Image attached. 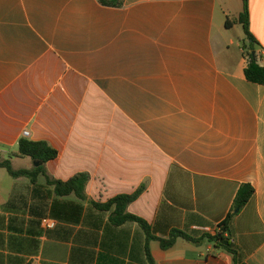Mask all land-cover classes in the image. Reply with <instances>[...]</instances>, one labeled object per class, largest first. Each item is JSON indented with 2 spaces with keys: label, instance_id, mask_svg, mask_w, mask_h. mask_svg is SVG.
<instances>
[{
  "label": "crops",
  "instance_id": "1",
  "mask_svg": "<svg viewBox=\"0 0 264 264\" xmlns=\"http://www.w3.org/2000/svg\"><path fill=\"white\" fill-rule=\"evenodd\" d=\"M0 0V158L25 139L59 152L48 176H89L86 199L59 197L41 176L0 168V264H149L146 235L115 226L129 206L158 238L219 232L242 185L255 194L230 221L245 264H264V86L245 76V0ZM264 65V0H248ZM15 170L36 168L12 157ZM56 222L46 229L43 220ZM155 264H233L183 238Z\"/></svg>",
  "mask_w": 264,
  "mask_h": 264
},
{
  "label": "trees",
  "instance_id": "2",
  "mask_svg": "<svg viewBox=\"0 0 264 264\" xmlns=\"http://www.w3.org/2000/svg\"><path fill=\"white\" fill-rule=\"evenodd\" d=\"M100 3L108 7H122L123 3L113 0H100ZM235 24L243 26L247 37V46L244 48L247 50V56L249 63L245 69V76L251 83L264 86V65H260L258 56L255 52L258 42L250 31V13L248 0H245L244 11L238 19L234 21ZM59 152L52 148L47 142L39 141L34 142L28 139H21L19 142L18 152L13 154L9 159L3 160L0 158V168L6 169L11 177L17 179L26 177L32 182H36L39 177H46L47 183L55 188V193L59 197H67L75 194L79 199H86V186L89 182V176L86 174H79L71 178L68 181H62L53 179L48 176L46 164L50 161L57 159ZM31 158L33 161L42 162L43 165L34 168L32 170H15L12 166L11 158ZM145 191L144 186L140 187L133 194H122L115 198L110 199L106 203L98 202L94 203L95 207L101 211H110L114 208L111 216V222L115 226H121L128 222L137 223L144 231L146 235V255L149 264H155L153 259L150 243L153 240H157L161 244L163 250H169L173 248L177 239L183 238L189 242L199 245L203 241H209L215 245L217 249L223 250L233 257V264H245L240 259L239 252L235 249L231 241V227L230 221L232 217L239 214L244 207L250 202L255 194V190L251 185H242L234 200L232 210L227 218L219 225V232L214 234H205L200 239H195L187 235L186 233L174 230L168 239L158 238L154 235L151 224L142 217L131 214L128 208L133 204Z\"/></svg>",
  "mask_w": 264,
  "mask_h": 264
},
{
  "label": "built area",
  "instance_id": "3",
  "mask_svg": "<svg viewBox=\"0 0 264 264\" xmlns=\"http://www.w3.org/2000/svg\"><path fill=\"white\" fill-rule=\"evenodd\" d=\"M23 136L26 138L29 136V132L28 131H24ZM43 225L46 229H52L55 227L56 222L54 220L51 219H45L43 220Z\"/></svg>",
  "mask_w": 264,
  "mask_h": 264
},
{
  "label": "water",
  "instance_id": "4",
  "mask_svg": "<svg viewBox=\"0 0 264 264\" xmlns=\"http://www.w3.org/2000/svg\"><path fill=\"white\" fill-rule=\"evenodd\" d=\"M42 165H43L42 162L34 161V166H35L36 168H38V167H40V166H42Z\"/></svg>",
  "mask_w": 264,
  "mask_h": 264
},
{
  "label": "rangeland",
  "instance_id": "5",
  "mask_svg": "<svg viewBox=\"0 0 264 264\" xmlns=\"http://www.w3.org/2000/svg\"><path fill=\"white\" fill-rule=\"evenodd\" d=\"M248 43V42H247Z\"/></svg>",
  "mask_w": 264,
  "mask_h": 264
}]
</instances>
